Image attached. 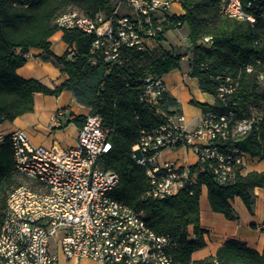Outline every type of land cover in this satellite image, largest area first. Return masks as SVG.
Returning a JSON list of instances; mask_svg holds the SVG:
<instances>
[{"label": "built area", "instance_id": "1", "mask_svg": "<svg viewBox=\"0 0 264 264\" xmlns=\"http://www.w3.org/2000/svg\"><path fill=\"white\" fill-rule=\"evenodd\" d=\"M171 3L119 0L109 14L91 17L73 9L57 16L55 25L94 35L92 63L120 64L122 48L144 50L148 37L183 27L166 11ZM251 6L242 0H223L221 13L255 23L257 14ZM255 10L264 15V0ZM210 40L211 36H206L203 42ZM68 52L77 57L75 44L69 45ZM252 70V65L247 66V71ZM257 78L263 86L264 71ZM218 79L216 98L222 109L202 112L194 127L183 112H178L166 115L159 126L142 130L133 155L137 164L146 168L147 197L164 199L196 182L197 171L178 160L162 159L164 150H191L197 163L208 168L220 184H230L245 173L251 156L226 142L251 132L262 116L253 110L251 115L240 117L234 99L240 81L231 76ZM166 93L163 76L147 72L141 100L161 109ZM111 132L99 114L90 113L76 144L68 148L36 144L21 128L9 135L16 170L26 182L9 193L0 218V264H61L60 256L89 258L102 264H245L224 262L216 256L177 259L169 235L158 234L140 212L115 199L111 192L120 175L101 164L112 147ZM257 228L263 229L260 225Z\"/></svg>", "mask_w": 264, "mask_h": 264}, {"label": "trees", "instance_id": "2", "mask_svg": "<svg viewBox=\"0 0 264 264\" xmlns=\"http://www.w3.org/2000/svg\"><path fill=\"white\" fill-rule=\"evenodd\" d=\"M222 1L182 0L184 14L172 16L189 30L190 74L198 78L203 91L215 96L212 105L196 100L192 103L202 112L222 109L216 98L218 78L238 79L240 85L234 99L240 117L251 115L254 110L262 120L248 134L229 138L226 145L234 144L251 157L264 160V85L257 78L264 71V15L255 10L261 0H242L245 5L252 3L250 10L257 14L255 23L223 16ZM113 8L111 0H0V115L3 121H13L34 110V93L58 96L64 89H72L77 100L91 107V113L99 114L105 127L112 130L111 150L101 158L105 169L120 175L111 195L140 212L158 234L169 235L177 259L189 260L195 251L206 246L200 215L202 187L208 189L212 211L234 220L237 214L232 200L236 196L253 212V189H264V170L241 173L234 182L220 184L208 168L196 163L191 166L192 171H197L195 183L164 199L146 196V168L137 164L133 146L140 141L142 130H151L164 123L166 115L180 111L173 109L177 102L167 93L161 109L141 100L140 95L147 72L163 76L181 67L185 55L163 44L165 33L175 28L148 37L144 50L122 48L120 64L92 63L90 47L94 35L79 30H64L63 36L69 45L75 44L76 58L70 57L68 51L58 56L50 50V37L58 30L57 16L77 9L95 17L101 12L109 14ZM206 36H211L208 43L203 42ZM33 47L43 49L45 59L52 60L68 75L59 87L50 88L17 74V69L27 62L25 54ZM249 65L253 66L251 72L247 71ZM70 120H81L82 126L86 117L72 116ZM25 182L16 170L10 136H6L0 144V218L9 193ZM216 257L224 262L264 264V250L260 252L238 240L226 241Z\"/></svg>", "mask_w": 264, "mask_h": 264}, {"label": "crops", "instance_id": "3", "mask_svg": "<svg viewBox=\"0 0 264 264\" xmlns=\"http://www.w3.org/2000/svg\"><path fill=\"white\" fill-rule=\"evenodd\" d=\"M119 0H111L113 6ZM169 15H182L184 9L182 0H172L171 5L166 10ZM186 29L184 40L180 41L171 38V33ZM179 31V32H180ZM65 31L58 29L50 37V50L63 56L69 50V44L64 40ZM188 27L183 26L178 29H170L165 33L164 46L179 53L181 46L188 39ZM27 62L17 69V74L25 79H36L50 88L59 87L68 79V75L62 72L60 66L52 60L45 59L44 50L41 48H30L25 54ZM163 80L167 88V94L177 102L173 109L183 112L191 127L199 123L202 109L192 103L193 100L215 103V96L201 89L199 80L190 74L188 56H184L181 67L163 75ZM209 97L211 99H209ZM91 113V107L81 104L72 89H64L58 96L48 95L42 92L34 93V110L18 116L13 121H2L0 123V144L6 136H9L16 129H24L32 141L36 144L52 147L60 146L68 148L76 144L81 120H70L72 116H85ZM170 151V150H165ZM168 158L161 154L164 160H178L180 164L193 166L197 163V157L191 150L186 148L175 149ZM263 171L264 160L251 157L248 160L245 173L249 171ZM254 210L250 212L243 200L236 196L232 204L237 214L234 220L227 219L222 213L212 211L208 200V189L204 185L200 196L201 227L206 230L204 235L206 246L192 254L194 259H202L216 256L218 249L228 240H238L245 242L249 247L260 252L264 250V189L255 187ZM238 208V209H237ZM239 210V211H238ZM261 210L259 217L258 211ZM257 225L263 229L257 228ZM190 233L193 226L189 227ZM61 264H102L101 262L89 258L66 259L60 256Z\"/></svg>", "mask_w": 264, "mask_h": 264}, {"label": "rangeland", "instance_id": "4", "mask_svg": "<svg viewBox=\"0 0 264 264\" xmlns=\"http://www.w3.org/2000/svg\"><path fill=\"white\" fill-rule=\"evenodd\" d=\"M179 31H180V30H179ZM179 31L171 33V34H170V35H171V38L174 37V38H176L177 40H180V41L184 40V33H185L186 29H181V31H180V32H179ZM190 48H191V46H190V42H189V41H186V42L183 43V45L181 46V49H182V50H180L179 53L184 54L185 56H186V55L188 56V53L190 52ZM209 99H211V98L209 97ZM171 152H175V150H170V151H165V150H164V154H163V156H164L165 158H168V157H170V156L172 155ZM237 209H238V208H237ZM238 211H239V210H238ZM258 215H259V217H260V215H261V210L258 211Z\"/></svg>", "mask_w": 264, "mask_h": 264}]
</instances>
